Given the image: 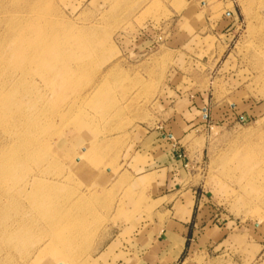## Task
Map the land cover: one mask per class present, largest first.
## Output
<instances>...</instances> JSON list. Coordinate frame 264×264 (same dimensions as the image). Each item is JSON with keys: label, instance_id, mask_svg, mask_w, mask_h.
<instances>
[{"label": "rangeland", "instance_id": "obj_1", "mask_svg": "<svg viewBox=\"0 0 264 264\" xmlns=\"http://www.w3.org/2000/svg\"><path fill=\"white\" fill-rule=\"evenodd\" d=\"M0 7L10 68L29 64L34 99H63L52 105L48 150L28 151L27 168L0 160V264H264V0ZM25 40L32 48L8 58ZM15 82H4L5 94ZM24 105L12 92L0 100V121ZM19 146H0V156H23ZM240 163L256 175L241 177ZM36 178L51 202L39 192L31 200ZM192 207L188 249L177 258L168 232Z\"/></svg>", "mask_w": 264, "mask_h": 264}, {"label": "bare ground", "instance_id": "obj_2", "mask_svg": "<svg viewBox=\"0 0 264 264\" xmlns=\"http://www.w3.org/2000/svg\"><path fill=\"white\" fill-rule=\"evenodd\" d=\"M2 8V7H0ZM0 15H2V11L0 13ZM0 22H3L0 19ZM5 32V31H4ZM12 31H10V34L12 35ZM18 38L20 39L19 35H16L12 41V43L14 42V40ZM32 41H28L25 40L24 42H20V43H14L11 48L8 50V58H11V53L12 51L18 52V54H20L19 50H22L29 45V48H32L33 46ZM26 45V46H24ZM24 46V48H23ZM4 46H0V76L2 78V80H0V100H2L3 102L6 103V99H8L9 95L12 92H15L17 94V98L19 99V101L23 104H25L21 109L20 112H13L10 115V120L7 119L5 117V122L0 121V146L1 147H7L9 150H18L19 149V141H23L24 142V148L23 150L25 151V154H23V156H20L19 158L15 159L14 157H12L11 155H3L0 156V160L2 163H6V162H10V163H16L18 162L19 164H22V166H25L27 168V163L29 160H31V154L28 152L31 149H33L34 147L37 148L38 150H42L43 152L48 150L47 148V144L45 141H47V138L49 135H51L52 133V129L54 127V119H55V113H56V108H54L53 106L57 107L58 103H60V100L63 99H59L58 98V94L54 93V97L52 100V105L51 104H47V97H44V95H39V97L37 98H33L34 96V90L32 88V86L30 85L29 82L26 81V79L29 77V79H31V77L34 75H36L30 68L29 64L25 66V62H23L22 66L18 67H12L10 68L9 66V60H7L4 56H2L3 52L2 48ZM28 48V47H26ZM25 50V49H24ZM26 51V50H25ZM16 52V53H17ZM22 56V55H21ZM25 60V59H24ZM23 61V60H21ZM20 61V63H21ZM17 64V63H16ZM36 64L38 65L39 63L36 62ZM78 64V62H77ZM81 65V64H80ZM38 68L40 67L37 66ZM77 72L74 71L73 73L75 74ZM84 73V72H83ZM74 76H70L66 79V81H64V84L62 85L60 83V79H57L56 83L55 82H51L50 86L55 87L57 86H67L68 88L72 86V84L75 82V80L73 79ZM71 78V79H70ZM14 80L17 81L15 82L6 92H4V88H3V84L5 81L7 80ZM23 87V89H22ZM75 87V86H74ZM3 98V99H1ZM83 99V98H82ZM94 100H96L93 104L97 103L98 99H96V97L93 98ZM26 100V102H25ZM75 100V99H74ZM72 102H68V104L70 105ZM78 105V102H74L71 104L70 106V110H74ZM50 108H54V115H52L51 119H48L46 117H44L46 120L43 121V118H41L42 115H44ZM0 119L3 118L5 116V111L0 110ZM72 123H75V121H72ZM3 132H5L6 134H2ZM33 133H40L42 136V140L40 142H38L37 144H33L31 141V135ZM95 145L99 146L100 141H98L97 139L94 140ZM101 148V147H100ZM39 153V152H38ZM42 158L45 157V154H42L41 156ZM244 164H247V162L244 161ZM242 163H240L239 165H237L238 167H236V170L241 169L240 173H241V177H248L252 174L256 175V171H252L253 168L250 167V165H244ZM29 173L27 171H23V175H21V178H26L28 177ZM234 176V174H233ZM232 177V176H231ZM42 180V179H41ZM231 181V180H230ZM49 182V181H48ZM251 184H254L253 182H251ZM32 186L35 188L37 186V189H34L33 187V195H34V199H31L35 205L37 204V196L38 192L40 193L42 191V188H47V183L42 182L40 180H38V178L33 179V183ZM51 188L53 189L51 192H57V189H54L53 186H51ZM41 198L45 199L46 201L49 200L48 202H51L52 199L54 198L53 194L47 195L45 193H40ZM81 199V198H80ZM79 201H82V199ZM7 213L10 212L9 209H7L5 207ZM0 212H4V208H0ZM62 214L66 215L69 214L70 212L65 210L64 212H61Z\"/></svg>", "mask_w": 264, "mask_h": 264}, {"label": "crops", "instance_id": "obj_3", "mask_svg": "<svg viewBox=\"0 0 264 264\" xmlns=\"http://www.w3.org/2000/svg\"><path fill=\"white\" fill-rule=\"evenodd\" d=\"M173 155H174V152H173ZM175 156V155H174ZM172 165L175 166L177 169L180 168L179 164H178V161L176 158H172ZM177 163V164H176ZM184 220H181V219H178L177 223L179 225L178 229L177 230H171L169 231L168 233L171 235V240L175 239L174 241H170L168 242V246L171 242H175L178 241V243L180 244L179 247H178V251H177V258H183L184 257V254L185 252L187 251L188 249V242L186 239H184V237H188L189 235H191L192 233V228H193V225H194V213H193V207L188 211V213H185L184 214ZM179 217H180V214H179ZM204 219V218H203ZM203 219H201L199 221V224H201L203 222ZM184 221V222H183ZM172 227L174 228L175 227V223L173 222V225ZM199 227V225H198ZM177 234V235H176ZM179 235H182L181 237L184 239V241L179 238ZM182 240V241H180ZM176 246V245H175ZM174 246V247H175ZM160 247V246H159ZM174 247H172V251H174ZM168 251H170V247L168 248ZM151 252H153V249H151ZM175 253V252H174ZM170 264V263H169Z\"/></svg>", "mask_w": 264, "mask_h": 264}]
</instances>
